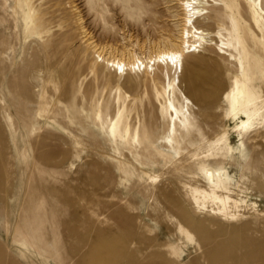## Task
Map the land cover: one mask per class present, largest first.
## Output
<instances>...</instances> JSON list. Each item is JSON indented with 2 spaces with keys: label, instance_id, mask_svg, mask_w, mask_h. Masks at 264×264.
I'll return each instance as SVG.
<instances>
[{
  "label": "rangeland",
  "instance_id": "rangeland-1",
  "mask_svg": "<svg viewBox=\"0 0 264 264\" xmlns=\"http://www.w3.org/2000/svg\"><path fill=\"white\" fill-rule=\"evenodd\" d=\"M198 1L195 53L116 74L179 42L181 0H0V264H264V121L223 97L264 98V0ZM203 167L241 219L195 208Z\"/></svg>",
  "mask_w": 264,
  "mask_h": 264
},
{
  "label": "bare ground",
  "instance_id": "bare-ground-1",
  "mask_svg": "<svg viewBox=\"0 0 264 264\" xmlns=\"http://www.w3.org/2000/svg\"><path fill=\"white\" fill-rule=\"evenodd\" d=\"M181 8L183 11V29L181 31L179 42L177 44H168L159 48L148 57L140 58L137 55L130 57L131 61L124 57H113L112 59H101L106 65L113 68V72L127 74V71H146L149 65H167L177 68L178 64H182L185 57L191 56L197 51L203 41L202 36L204 30L196 27V20L199 17L200 2L198 0H181ZM194 38L197 41L193 40ZM189 65H193L190 63ZM229 107V117L237 119L238 116H244L236 126L237 130H251L255 122L264 121V98L249 88L248 86H237L234 91L223 95ZM220 140L216 141L219 145ZM209 187L207 190H200L197 187L188 189L195 208L198 211L211 209L214 215L224 220L232 221L240 218L241 215L236 214L238 203L232 198L234 194L228 187V178L222 172H215L209 168L201 169ZM241 219V218H240Z\"/></svg>",
  "mask_w": 264,
  "mask_h": 264
}]
</instances>
